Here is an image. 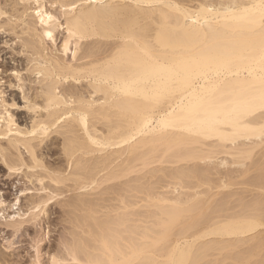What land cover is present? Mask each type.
I'll return each mask as SVG.
<instances>
[{"label": "bare ground", "instance_id": "1", "mask_svg": "<svg viewBox=\"0 0 264 264\" xmlns=\"http://www.w3.org/2000/svg\"><path fill=\"white\" fill-rule=\"evenodd\" d=\"M260 4L0 3L7 249L56 203L64 233L45 254L32 236L28 264H264Z\"/></svg>", "mask_w": 264, "mask_h": 264}, {"label": "rangeland", "instance_id": "2", "mask_svg": "<svg viewBox=\"0 0 264 264\" xmlns=\"http://www.w3.org/2000/svg\"><path fill=\"white\" fill-rule=\"evenodd\" d=\"M4 1L5 0H0V3H4ZM6 18H7V16H3L0 19V21L2 19H6ZM11 37L13 38L12 35H11ZM9 40H10V34L5 33L4 29H0V66H1L0 67V78L3 77V76H1L2 70L5 69L6 66H10V65H8V61H9L11 55L13 56V54L15 55V53H16V52H13L10 49L11 45L13 47H15L16 43H13L12 41H9ZM6 42L8 44H6ZM17 57L21 58V55H19V56L17 55ZM20 68H22V66ZM23 73L26 74V71L23 70ZM32 77L34 78V76H32ZM2 81L3 82H1L0 85H4L6 79H4ZM4 88H5V86H3V89ZM7 91H8V89H7ZM9 94H10V89H9L7 95L9 96ZM15 112H17L18 114H21L22 111L15 110ZM57 158H60V156L57 155V156H55L53 158L49 157V160L52 161V160H56ZM3 174H4V168H2V166L0 165V175L2 176ZM17 183H18V181H17ZM0 184H2V182H0ZM23 203L26 204L27 200H24ZM52 207H53L52 209L54 210V214L51 216V219L44 220V221H47L48 224L46 226H44L45 228L44 227L40 228L39 227L40 224H39V226L35 228V232L32 234L33 237L36 236V235H37V237L46 236V241H44L41 245H42V248H44L45 245H46L47 248H46V250L43 251L42 254H45V252L48 250V246L53 245V244H55V245L58 244V242L60 240L59 238H60V236H62V234L64 233L63 231H64V229L67 226L66 222H62V218L63 217L62 216L60 217V214L58 212L56 213V211H59L60 205H56V203H53ZM23 208L25 209L24 206H23ZM50 208H51V206H50ZM9 211L12 212L11 210H8V212H6V215L9 213ZM63 220H64V218H63ZM1 222H3V220H1ZM1 228H3L2 225H0V229ZM6 234H7V232H5V233L4 232H0V250L4 254L9 255L10 261L12 259H13L12 261L18 259V260H21L23 262V264H28L30 261H32L33 260L32 256L35 254L34 249L30 248V246L32 245L31 244L32 236H29L30 238L29 237L26 238V236L18 238V239H21V240H18L16 238L15 241L17 243L15 244V247H17V250H15V247H14V250H13V248L12 249H10V248L7 249V247H6V245L9 244V243H7L8 242L7 239H8L9 236H7ZM30 239H31V241H30ZM27 248H28V250H27ZM27 251H29V252H27ZM44 258H45V260H47L46 259L47 256L43 255V259ZM30 264H34V262H31Z\"/></svg>", "mask_w": 264, "mask_h": 264}, {"label": "snow or ice", "instance_id": "3", "mask_svg": "<svg viewBox=\"0 0 264 264\" xmlns=\"http://www.w3.org/2000/svg\"><path fill=\"white\" fill-rule=\"evenodd\" d=\"M252 7L255 8L257 6L253 5ZM245 11H247V9ZM37 15H40V13H37ZM47 19L48 20H52L53 17L49 16V17H47ZM241 19H244L249 24H254L256 22L251 17H242ZM41 23H44L43 19H41ZM259 23H260L262 37H264V0H261V4L259 5ZM69 34L71 35V33H69ZM47 35L49 36V38H51V32L47 33ZM65 47L67 48V45ZM260 60H261V63L264 64V38H262V40H261ZM230 65H231V60L230 59H225V60H223L221 62L220 66L224 70H228ZM262 89H264V84H262ZM260 100H261L260 107H261L262 110H264V90H262ZM253 111H254L253 108L246 106L245 108H243L241 114L242 115H250ZM260 132H261V136L264 137V128H261Z\"/></svg>", "mask_w": 264, "mask_h": 264}]
</instances>
